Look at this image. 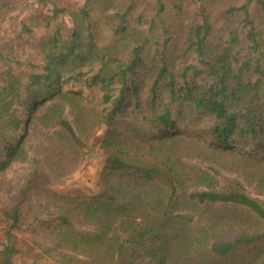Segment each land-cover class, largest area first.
Masks as SVG:
<instances>
[{"label": "trees", "instance_id": "obj_1", "mask_svg": "<svg viewBox=\"0 0 264 264\" xmlns=\"http://www.w3.org/2000/svg\"><path fill=\"white\" fill-rule=\"evenodd\" d=\"M38 129L62 176L101 164L30 226L53 264H264V0H0V172Z\"/></svg>", "mask_w": 264, "mask_h": 264}, {"label": "rangeland", "instance_id": "obj_2", "mask_svg": "<svg viewBox=\"0 0 264 264\" xmlns=\"http://www.w3.org/2000/svg\"><path fill=\"white\" fill-rule=\"evenodd\" d=\"M68 1L79 7L84 6L86 2V0ZM153 13L154 9L147 12L146 18H151ZM34 56L33 54L32 57ZM80 89L82 88L79 87ZM83 89L85 94L96 92L93 89L88 90L86 86ZM208 121L206 117L187 115L184 124L189 134L196 135V128L206 125ZM47 136L48 134L43 130L34 131L29 145V160L26 163L14 164L10 169L0 172V243L5 239V231L10 230L16 246L21 249V254L15 259V264H53L56 262L55 254L49 256L43 251L52 248L53 239H49L45 234L32 233L30 226L36 216L43 217L49 211L60 210L62 201H56L55 197L51 200L53 194L70 197L94 188L101 167L100 160L93 157L89 164L84 166L85 168L82 167L72 175L62 176L66 170L57 164V159L62 157L61 164L66 165L70 157L65 152L61 156L55 152L54 148H47L49 146ZM60 148L62 147H59V150ZM194 163L200 165L197 161ZM35 169L39 171V177L28 187L26 197L22 200L21 191L26 187ZM223 175L230 178L237 176L226 172H223ZM221 180L225 185L226 182ZM244 185L250 196L264 200V195L258 193L254 184L250 185L244 181ZM21 200L23 201L20 206L21 217L18 219L15 216L10 217L12 208ZM16 224L17 228H14Z\"/></svg>", "mask_w": 264, "mask_h": 264}]
</instances>
